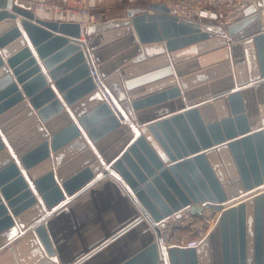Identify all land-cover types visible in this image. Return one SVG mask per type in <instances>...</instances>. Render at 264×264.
<instances>
[{
    "label": "water",
    "instance_id": "obj_1",
    "mask_svg": "<svg viewBox=\"0 0 264 264\" xmlns=\"http://www.w3.org/2000/svg\"><path fill=\"white\" fill-rule=\"evenodd\" d=\"M33 7L0 0V264H264V0L225 28L178 21L163 3L130 7L83 39ZM113 32L122 54L103 57ZM140 51L163 57L123 66ZM166 54L198 58L178 71L217 65L183 93L173 79L132 92L170 68L121 82ZM182 96L180 111H142ZM183 208L217 223L196 248H167L159 229Z\"/></svg>",
    "mask_w": 264,
    "mask_h": 264
},
{
    "label": "built area",
    "instance_id": "obj_2",
    "mask_svg": "<svg viewBox=\"0 0 264 264\" xmlns=\"http://www.w3.org/2000/svg\"><path fill=\"white\" fill-rule=\"evenodd\" d=\"M33 3V15L44 21L77 23L81 33L88 25L107 21L104 0H23ZM256 0H126L127 7H144L143 3H163L168 14L178 21L211 24L225 28L243 18L244 10ZM89 76L95 90L113 111L110 95L106 91L105 79L100 76L95 63L88 64ZM219 213L203 208L192 214L190 208H183L163 220L159 229L160 239L165 247L196 248L217 223ZM158 242V239H155Z\"/></svg>",
    "mask_w": 264,
    "mask_h": 264
},
{
    "label": "crops",
    "instance_id": "obj_3",
    "mask_svg": "<svg viewBox=\"0 0 264 264\" xmlns=\"http://www.w3.org/2000/svg\"><path fill=\"white\" fill-rule=\"evenodd\" d=\"M125 1L126 0H104L103 1V5L109 11L112 7H115L117 5L118 6H121L122 4L125 3ZM149 3H153V2H148L144 6H146ZM81 38L83 39V36H81ZM110 53H112V51ZM114 53L116 54L117 57L122 54L120 52H114ZM166 55H167V58L166 59L168 61V63L166 65H164L162 62H156L155 64H153L151 66H147L145 69L140 70L136 74L129 76L126 80L120 78L121 79V82L124 83L125 81H131V80H134V79H137V78L146 76V75H150L152 73H157V72L163 71L164 69L170 68L171 71H170V74L169 75H165V74L164 75H161V76L159 75L156 78H152L150 80H147V81H145V83H143V84H141V85L136 86L135 88H133L132 92H134V91H140V90H145V92L140 97L147 96V95H153V94H156V93H160L162 91H165L167 89H170V87L171 88L173 87L172 85L164 84L165 82L169 81L170 79H173L174 82H175L176 88H178L181 91V93H183L184 91H186V90L183 89V87H186L185 89L190 90V89H194L196 87H199L203 83V82L201 83L199 81H195V78H194L195 75H197L198 73H201V72H207V69L209 67H213L214 65H217V64H213V65L208 66V67H205V68H202L201 65H197L196 68L194 67V68H189V69L184 70V71H178V70L175 69L177 66L180 67L182 65H185V63H188V62L193 61V60H197L198 58L195 57V58L192 59V58L186 57L188 59H186V58H180V59H177V60H172L168 56L169 54H166ZM116 56H113L112 55L113 58L116 57ZM139 56H143L144 61L141 62L142 65H145V64H148V63L154 62V61H159L163 57V55L157 54V55L152 56L151 58H147V57H145L146 56L145 53H143V51H140L137 54H131V56L128 57V59H126V61H124L126 63H124L123 66L124 65L125 66H127V65H134V66H130V68L135 67V66L138 67L137 65H140V64L135 65V64H133V62ZM188 78H193V79L190 80L191 82L189 84H186V85L184 84V86H183L181 81L182 80H186ZM218 78H220V77H217L215 79H218ZM207 79L208 80H207L206 83H208L209 81H213V79L211 80L209 78V76H207ZM51 85H52V83L49 82V86H51ZM150 87H155V88H150ZM125 92L127 93V91H125ZM24 99H25L26 102L28 101L27 98L24 97ZM178 99H180V101H183V103H184V105L186 107L185 99L182 96L180 98L172 99V100L167 101V102H162V103L157 104L155 106L146 108V109H144L142 111H148L150 109H155V108H158V107H163V106H165L167 104H173V103H175L174 105H172V108H170V110L172 111L174 109L177 112V111H180V110H178V106H177ZM89 106L90 105H88V107H85V109H88ZM133 123H134V121H133ZM7 143H9V142L7 141Z\"/></svg>",
    "mask_w": 264,
    "mask_h": 264
},
{
    "label": "rangeland",
    "instance_id": "obj_4",
    "mask_svg": "<svg viewBox=\"0 0 264 264\" xmlns=\"http://www.w3.org/2000/svg\"><path fill=\"white\" fill-rule=\"evenodd\" d=\"M127 8H130V7H127L126 1L121 6L117 5L115 7H112L107 12V21L108 20H114V19L117 20L119 18H124L125 10ZM123 30H124V28L120 29L119 31H123ZM122 34H124V32H122ZM123 36L124 35H117L114 32L111 33V37H109L110 39H109V41H108V43H107V45L105 47L106 50L104 51L106 54H104L103 57L112 56L113 54H114L113 56H116V54L113 53L115 51H118V48H116V47H122L123 45H125L124 42H121L122 39H123ZM111 47H113V49H114V51H112V53L109 52L111 50ZM115 49H117V50H115Z\"/></svg>",
    "mask_w": 264,
    "mask_h": 264
},
{
    "label": "bare ground",
    "instance_id": "obj_5",
    "mask_svg": "<svg viewBox=\"0 0 264 264\" xmlns=\"http://www.w3.org/2000/svg\"><path fill=\"white\" fill-rule=\"evenodd\" d=\"M90 104H92V103H87V105H90Z\"/></svg>",
    "mask_w": 264,
    "mask_h": 264
},
{
    "label": "trees",
    "instance_id": "obj_6",
    "mask_svg": "<svg viewBox=\"0 0 264 264\" xmlns=\"http://www.w3.org/2000/svg\"><path fill=\"white\" fill-rule=\"evenodd\" d=\"M146 3H143V5H145Z\"/></svg>",
    "mask_w": 264,
    "mask_h": 264
}]
</instances>
